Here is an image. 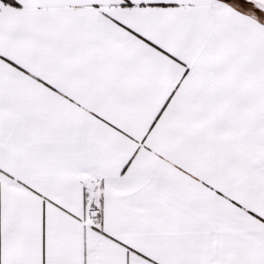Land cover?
Instances as JSON below:
<instances>
[{"label":"snow or ice","instance_id":"6c2138e0","mask_svg":"<svg viewBox=\"0 0 264 264\" xmlns=\"http://www.w3.org/2000/svg\"><path fill=\"white\" fill-rule=\"evenodd\" d=\"M0 264H264V0H0Z\"/></svg>","mask_w":264,"mask_h":264}]
</instances>
